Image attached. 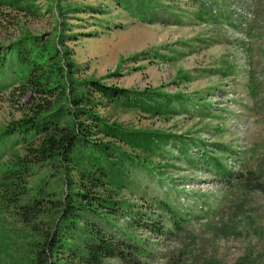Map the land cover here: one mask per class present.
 Instances as JSON below:
<instances>
[{
	"label": "rangeland",
	"instance_id": "374dc122",
	"mask_svg": "<svg viewBox=\"0 0 264 264\" xmlns=\"http://www.w3.org/2000/svg\"><path fill=\"white\" fill-rule=\"evenodd\" d=\"M16 1L0 0V53L31 36L70 53L77 79L188 100L181 114L96 109L108 123L177 138L148 152L119 143L154 170L126 164L127 186L117 197L137 213L149 210L159 227L154 232L139 218L132 227L142 263L264 264V0ZM0 83L1 129L20 118L28 95H12L21 81L12 84L8 72ZM184 142L196 144L188 150L193 163L176 152L185 153ZM205 152L231 175L207 168ZM9 209L0 212L7 222L0 264H28L33 237ZM114 220L127 229L126 215Z\"/></svg>",
	"mask_w": 264,
	"mask_h": 264
},
{
	"label": "trees",
	"instance_id": "16d2710c",
	"mask_svg": "<svg viewBox=\"0 0 264 264\" xmlns=\"http://www.w3.org/2000/svg\"><path fill=\"white\" fill-rule=\"evenodd\" d=\"M7 72L12 84L21 81L12 95L18 94L19 101L25 95L28 99L19 108L20 118L0 129V212L14 206L33 237L28 264H143L132 227L138 218L154 232L159 227L150 222L149 210L137 213L117 198L127 186L126 164L146 166L119 143L148 152L151 144L177 138L108 123L96 109L111 104L148 115L181 114L188 112V100L179 94L136 92L97 79H77L70 53L31 36H22L0 53V76ZM3 87L0 83V90ZM192 145L184 142V154L179 153L181 147L176 149L188 163L194 162L188 155ZM206 155L207 168L220 176L231 175L216 156L205 152L204 159ZM7 157L9 162H2ZM146 169L154 173L149 166ZM60 187L65 189L56 198ZM158 204L177 217L171 204ZM120 215H126L127 229L116 224ZM3 218L0 232L7 225Z\"/></svg>",
	"mask_w": 264,
	"mask_h": 264
}]
</instances>
